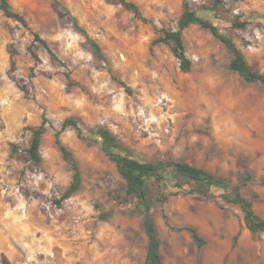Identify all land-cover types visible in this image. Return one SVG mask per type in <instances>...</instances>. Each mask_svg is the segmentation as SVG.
<instances>
[{
	"label": "rangeland",
	"instance_id": "obj_1",
	"mask_svg": "<svg viewBox=\"0 0 264 264\" xmlns=\"http://www.w3.org/2000/svg\"><path fill=\"white\" fill-rule=\"evenodd\" d=\"M131 1L147 22L118 0H9L25 23L0 10V255L12 264L143 262L147 238L133 205L99 216L124 181L103 151L70 127L60 136L78 161L81 185L56 203L72 176L54 140L68 116L85 128L108 127L140 160H183L231 183L250 171L242 193L264 217V84L231 71L226 48L198 24L183 31L191 68L181 71L170 48L151 41L155 27L176 29L186 0ZM187 1L197 7L206 0ZM223 2L247 21L244 29L206 15L264 72V0ZM74 19L101 45L108 65L93 57ZM43 116L36 166L24 151L26 127ZM163 214L172 226H195L206 244L199 249ZM152 216L164 264H264V233L247 230L237 205L177 190L164 204L153 198Z\"/></svg>",
	"mask_w": 264,
	"mask_h": 264
},
{
	"label": "trees",
	"instance_id": "obj_2",
	"mask_svg": "<svg viewBox=\"0 0 264 264\" xmlns=\"http://www.w3.org/2000/svg\"><path fill=\"white\" fill-rule=\"evenodd\" d=\"M118 2L129 10L135 18L147 22L139 6L131 0H118ZM0 10L8 17L25 23L24 17L14 11L9 0H0ZM207 14L224 21L232 29H244L247 21L241 19L240 15L233 14L225 7L223 0H206L204 3L194 7L189 1H184L182 11L176 21V29L155 27L156 36L152 39L151 45H167L173 56L179 62V68L188 72L191 68V61L185 54L183 31L191 24H198L202 29L209 32L228 51V68L237 73L246 83L264 84V72L253 67L246 60L245 55L235 40ZM75 27L86 37L91 53L94 58L105 62L107 58L102 51L98 41L92 38L88 32L74 19ZM35 40L41 42L50 51L46 42L34 35ZM32 45L28 46V50ZM111 72V69H107ZM113 78H116L113 76ZM120 83L124 84L122 81ZM46 117L36 126H27L29 137L24 151L29 155L30 160L36 166L42 162L41 139L45 131ZM75 130L77 136L92 144L97 145L103 153L114 163L116 171L124 181V189L120 194L113 195L114 205L107 211L100 213V218L106 219L119 204H132L133 211L142 218V228L147 238L146 250L142 264H164L161 253V241L158 237L156 224L152 216L153 198L164 204L169 196L177 190L198 196L202 199L222 202L224 204L237 205L243 213L244 225L251 233H264V217L260 216L254 209L252 202L246 198L242 190L251 179V172L246 170L237 183H231L226 177H219L207 170L179 159H158L140 160L121 140L106 126L98 125L85 128L74 116L66 117L60 129L55 132L54 140L62 158L72 171L69 184L62 191V200L72 196L81 185V173L78 161L72 150L61 140V132L66 128ZM17 151L16 145H11V152ZM154 194V197L152 194ZM220 200V201H218ZM223 206V205H220ZM165 223L172 226L166 214H163ZM180 230H187L193 242L200 249L206 244V239L198 232L197 228L190 224L176 227ZM0 264H12L5 253L0 255Z\"/></svg>",
	"mask_w": 264,
	"mask_h": 264
}]
</instances>
